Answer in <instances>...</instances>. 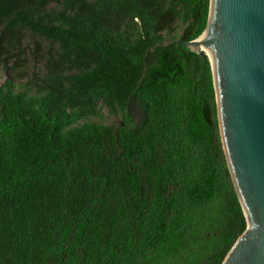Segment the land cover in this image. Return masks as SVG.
Listing matches in <instances>:
<instances>
[{
  "label": "trees",
  "instance_id": "trees-1",
  "mask_svg": "<svg viewBox=\"0 0 264 264\" xmlns=\"http://www.w3.org/2000/svg\"><path fill=\"white\" fill-rule=\"evenodd\" d=\"M209 9L0 0V264L223 263L247 221L209 57L179 46ZM104 109L119 124L91 121Z\"/></svg>",
  "mask_w": 264,
  "mask_h": 264
},
{
  "label": "water",
  "instance_id": "water-1",
  "mask_svg": "<svg viewBox=\"0 0 264 264\" xmlns=\"http://www.w3.org/2000/svg\"><path fill=\"white\" fill-rule=\"evenodd\" d=\"M180 45L209 57L223 149L247 221L222 264H264V0H210L205 31Z\"/></svg>",
  "mask_w": 264,
  "mask_h": 264
},
{
  "label": "rangeland",
  "instance_id": "rangeland-1",
  "mask_svg": "<svg viewBox=\"0 0 264 264\" xmlns=\"http://www.w3.org/2000/svg\"><path fill=\"white\" fill-rule=\"evenodd\" d=\"M183 27L181 25L177 26V35L180 36L182 33ZM37 41L36 37L30 34L29 32L24 33V41L22 42V47L20 48V51H15L16 55L21 54L22 58H25L27 61L26 64H28L27 68H32L33 70L35 69H40L37 67L33 60H32V55H33V50L35 46V42ZM170 42V38L168 37L166 40V43ZM42 49L45 48L46 43L42 41L41 43ZM35 67V68H34ZM32 72V70L30 69ZM12 73L9 72L6 69L0 68V84L3 82L4 78H7L11 75ZM17 84H20V81H16ZM129 113L132 115V117L137 118L139 117V111L138 108L135 104H131ZM91 121L98 122L101 124H106V125H112V124H119L120 119H117L115 117H109L108 116V111L107 109H104L102 112V117L100 118H93Z\"/></svg>",
  "mask_w": 264,
  "mask_h": 264
},
{
  "label": "bare ground",
  "instance_id": "bare-ground-1",
  "mask_svg": "<svg viewBox=\"0 0 264 264\" xmlns=\"http://www.w3.org/2000/svg\"><path fill=\"white\" fill-rule=\"evenodd\" d=\"M200 42H201V40L197 41V44H199ZM194 48H195V50L202 51V49L199 47V45H196Z\"/></svg>",
  "mask_w": 264,
  "mask_h": 264
},
{
  "label": "clouds",
  "instance_id": "clouds-1",
  "mask_svg": "<svg viewBox=\"0 0 264 264\" xmlns=\"http://www.w3.org/2000/svg\"><path fill=\"white\" fill-rule=\"evenodd\" d=\"M0 68H2V67H0ZM3 69H5V68H3Z\"/></svg>",
  "mask_w": 264,
  "mask_h": 264
}]
</instances>
